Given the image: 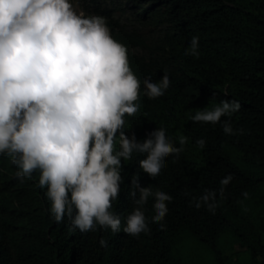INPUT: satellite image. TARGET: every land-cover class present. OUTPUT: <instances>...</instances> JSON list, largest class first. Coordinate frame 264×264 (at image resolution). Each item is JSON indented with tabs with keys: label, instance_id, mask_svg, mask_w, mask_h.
<instances>
[{
	"label": "trees",
	"instance_id": "trees-1",
	"mask_svg": "<svg viewBox=\"0 0 264 264\" xmlns=\"http://www.w3.org/2000/svg\"><path fill=\"white\" fill-rule=\"evenodd\" d=\"M91 1L86 7L105 18L140 80L139 111L125 114V134L143 142L164 128L189 142L178 157L166 158L155 179L140 168L146 154L122 161L119 197L109 209L121 217L119 232L96 225L82 233L67 217L56 223L39 170L20 183L10 158L0 155V264H264V0ZM193 37H199L198 57L186 55ZM165 71L170 87L149 99L144 79L158 82ZM223 100L241 105L230 118L234 134L222 129L228 117L215 125L190 120L197 109ZM201 138L203 149L196 145ZM137 174L141 187L173 197L159 223L151 222L156 213L149 198L150 231L139 237L123 230ZM229 174L221 199L220 181ZM205 189L218 193L215 214L190 206Z\"/></svg>",
	"mask_w": 264,
	"mask_h": 264
},
{
	"label": "clouds",
	"instance_id": "clouds-1",
	"mask_svg": "<svg viewBox=\"0 0 264 264\" xmlns=\"http://www.w3.org/2000/svg\"><path fill=\"white\" fill-rule=\"evenodd\" d=\"M198 48L199 37H193L186 55L198 57ZM143 85L149 99L159 98L170 78L165 71L158 82L146 78ZM140 86L127 48L111 36L104 17L78 14L70 0H0V155L10 158L20 183L39 170V187L47 188L56 223L67 217L71 229L82 233L96 225L119 232L121 217L109 209L119 197L122 161L146 154L140 168L155 179L167 157L185 150L189 137L174 140L164 128L143 142L134 132L125 134V114L139 111ZM240 108L237 101L223 100L197 109L190 120L215 125L228 117L222 129L232 135L230 118ZM196 145L203 149L206 141L198 139ZM232 180L229 174L220 181L221 199ZM132 185L133 210L123 230L139 237L150 231L149 198L154 197L156 213L151 222L159 223L173 197L141 187L138 174ZM217 195L205 189L190 206H206L215 214ZM242 195L248 197L246 191ZM100 245L107 247V241L101 239Z\"/></svg>",
	"mask_w": 264,
	"mask_h": 264
},
{
	"label": "rangeland",
	"instance_id": "rangeland-1",
	"mask_svg": "<svg viewBox=\"0 0 264 264\" xmlns=\"http://www.w3.org/2000/svg\"><path fill=\"white\" fill-rule=\"evenodd\" d=\"M105 1L106 0H100ZM70 2L73 3L75 10L79 14L80 12H83L85 15H94L90 8H87L86 6L91 3V0H70ZM113 0H107V4H112ZM113 5V4H112Z\"/></svg>",
	"mask_w": 264,
	"mask_h": 264
}]
</instances>
